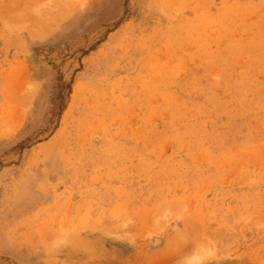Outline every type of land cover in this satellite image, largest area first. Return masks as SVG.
I'll list each match as a JSON object with an SVG mask.
<instances>
[{
    "label": "rangeland",
    "instance_id": "obj_1",
    "mask_svg": "<svg viewBox=\"0 0 264 264\" xmlns=\"http://www.w3.org/2000/svg\"><path fill=\"white\" fill-rule=\"evenodd\" d=\"M0 264H264V0H0Z\"/></svg>",
    "mask_w": 264,
    "mask_h": 264
},
{
    "label": "bare ground",
    "instance_id": "obj_2",
    "mask_svg": "<svg viewBox=\"0 0 264 264\" xmlns=\"http://www.w3.org/2000/svg\"><path fill=\"white\" fill-rule=\"evenodd\" d=\"M36 35V34H35ZM44 36V35H43ZM41 38V37H40ZM44 38V37H43Z\"/></svg>",
    "mask_w": 264,
    "mask_h": 264
}]
</instances>
